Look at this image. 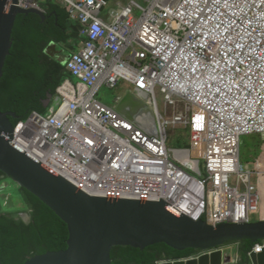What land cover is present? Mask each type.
<instances>
[{"label": "built area", "instance_id": "obj_1", "mask_svg": "<svg viewBox=\"0 0 264 264\" xmlns=\"http://www.w3.org/2000/svg\"><path fill=\"white\" fill-rule=\"evenodd\" d=\"M53 1L78 27L80 49L64 63L77 81L59 86L57 108L18 123L16 144L89 195L160 198L194 220L249 222L259 173L241 147L245 136L264 140V0ZM121 82L145 105L135 118L96 99ZM168 126L188 128L189 148L169 149Z\"/></svg>", "mask_w": 264, "mask_h": 264}, {"label": "water", "instance_id": "obj_2", "mask_svg": "<svg viewBox=\"0 0 264 264\" xmlns=\"http://www.w3.org/2000/svg\"><path fill=\"white\" fill-rule=\"evenodd\" d=\"M29 14L46 21L42 10L23 9L19 0H0V80L13 47L17 17ZM128 100L131 108L123 106ZM115 103L116 112L128 118L145 107L130 92ZM12 119L20 117L0 111V171L51 208L68 228L65 249L33 255L23 264H111L114 246L144 249L159 243L178 251H205L198 257L161 264H264V248L261 252L253 248L264 240V220L212 225L182 214L160 198L150 201L89 195L19 147L14 142ZM243 240L251 245L243 254L221 248L228 242ZM212 249L217 250L210 252Z\"/></svg>", "mask_w": 264, "mask_h": 264}, {"label": "trees", "instance_id": "obj_3", "mask_svg": "<svg viewBox=\"0 0 264 264\" xmlns=\"http://www.w3.org/2000/svg\"><path fill=\"white\" fill-rule=\"evenodd\" d=\"M42 8L46 13L44 22L36 14L17 17L13 47L0 80V111L16 113L20 119H12L14 125L33 112L47 114L58 103L57 88L64 80H73L64 62L54 60L48 48L79 39L76 26L68 11L56 2H44ZM7 180L10 179L0 171V194L1 185ZM16 189L15 196L22 207H8L0 197L2 264H23L33 255L65 249L66 223L31 192L17 185ZM20 212H28V221L21 218ZM241 243L244 249L251 248L249 241ZM195 252V249L178 251L165 243L144 249L121 245L112 248L111 264H157L162 259L186 258Z\"/></svg>", "mask_w": 264, "mask_h": 264}, {"label": "rangeland", "instance_id": "obj_4", "mask_svg": "<svg viewBox=\"0 0 264 264\" xmlns=\"http://www.w3.org/2000/svg\"><path fill=\"white\" fill-rule=\"evenodd\" d=\"M114 1L125 5L129 0H112V2ZM41 3L42 2H40V4ZM137 15L139 16L140 12L137 13ZM71 51H73V48L70 43L61 46L50 45L48 48L49 55L59 62L65 61L66 58L64 53H70ZM73 81L76 82L77 80L73 79ZM127 89H133V87L126 82H121L116 89H110L109 87L104 86L97 94L96 99L105 106L113 107L114 104L116 105V99L127 94L125 91ZM156 104L159 113L164 119H170L172 117L174 109L165 105L164 97L158 90L156 91ZM180 109L181 108H178V110ZM166 133L169 149H184L189 148L191 145L188 128L182 126H168L166 128ZM241 160L246 166H248V168L259 173L253 175V181L259 186L261 203L259 204L258 211L250 213V221L264 220V140H262L260 135L255 134L243 137ZM258 163L261 165L259 169L257 166ZM230 183L235 185L234 180H231ZM1 188H3V191L0 194V197L6 201V206L12 208L22 207L21 203L15 196L17 191L15 183L11 180H7L1 185ZM242 188L244 189V186H242Z\"/></svg>", "mask_w": 264, "mask_h": 264}, {"label": "clouds", "instance_id": "obj_5", "mask_svg": "<svg viewBox=\"0 0 264 264\" xmlns=\"http://www.w3.org/2000/svg\"><path fill=\"white\" fill-rule=\"evenodd\" d=\"M47 1H49V0H46V1H41L42 3H44V2H47ZM51 1H53V0H51ZM109 2V1H108ZM42 3L40 4L41 5V9H38V10H42V11H44L43 10V8H42ZM66 10V9H65ZM45 12V11H44ZM75 24V23H74ZM75 26H76V29H77V31H78V27H77V25L75 24ZM65 61H66V59H65ZM65 61H64V63H65ZM65 65V64H64ZM72 76V75H71ZM72 78H73V76H72ZM73 79H75V78H73ZM72 80V79H71ZM65 81V80H64ZM63 81V82H64ZM62 82V83H63ZM61 83V84H62ZM61 86V85H60ZM59 88V87H58ZM57 88V89H58ZM126 91V93H128V92H130L129 90H125ZM131 93V92H130ZM123 96V95H122ZM121 98V97H120ZM120 98H118V99H120ZM57 100H58V103L55 105V106H53V107H51L50 108V110L51 109H53V108H57L58 107V105H59V97H58V94H57ZM143 104V103H142ZM144 105V104H143ZM115 104H114V106L113 107H109V108H112L114 111H116L115 110ZM145 106V105H144ZM108 107V106H107ZM50 110H49V112H50ZM147 109H145L144 111H146ZM140 111H142V110H139L136 114H135V116L133 117V118H135L137 115H138V113L140 112ZM48 112V113H49ZM33 113H38V112H33ZM32 113V114H33ZM47 113V114H48ZM118 113V112H117ZM31 114V115H32ZM38 114H40V113H38ZM47 114H41V115H47ZM120 114V113H119ZM30 115V116H31ZM121 115H123V114H121ZM29 119V118H28ZM28 119H26V120H24V121H19L18 123H20V122H25V121H27ZM18 123L16 124V125H14L15 126V128H16V126L18 125ZM14 133H15V131H14ZM15 142V141H14ZM16 143V142H15ZM18 145V144H17ZM19 146V145H18ZM20 147V146H19ZM22 148V147H21ZM23 149V148H22ZM26 151V150H25ZM27 152V151H26ZM27 154H29L28 152H27ZM30 155V154H29ZM30 156H32V155H30ZM33 157V156H32ZM34 158V157H33ZM35 159V158H34ZM37 160V159H36ZM37 161H39V160H37ZM40 162V161H39ZM42 163V162H41ZM44 164V163H43ZM46 165V164H45ZM47 166V165H46ZM49 167V166H48ZM50 168V167H49ZM52 169V168H51ZM53 170V169H52ZM11 180V179H10ZM68 181V180H67ZM14 183V182H13ZM18 186V185H17ZM127 199H130V198H127ZM3 200V203L6 205V201L4 200V199H2ZM138 200V199H137ZM20 216H21V218H23L25 221H28V219H29V216H28V212H20ZM200 220H202V219H200ZM203 220H205V219H203ZM196 221H198V220H196ZM208 222V221H207ZM250 222V221H249ZM209 223V222H208ZM221 223H223V222H221ZM235 223H237V222H235ZM242 223H244V222H242ZM209 224H212V223H209ZM219 224V223H218ZM212 225H217V224H212ZM264 240H262V241H259V242H257L254 246H253V248H254V250H256V245L258 244V243H261V242H263ZM241 243V241H231V242H228V243H226L224 246H222L221 248L223 249V251L224 252H232V253H238V254H243L247 249H244V245L243 244H240ZM220 249V248H219ZM196 250V252L193 254V255H191V256H189V257H195V256H199L200 254H203L205 251H203V250H197V249H195ZM215 250H217V249H212V250H210V252H212V251H215ZM257 251V250H256ZM262 251V250H261ZM258 252V251H257ZM189 257H186V258H180V259H187V258H189ZM171 260H177V259H162V260H159V261H157V264H161L162 262H164V261H171Z\"/></svg>", "mask_w": 264, "mask_h": 264}, {"label": "crops", "instance_id": "obj_6", "mask_svg": "<svg viewBox=\"0 0 264 264\" xmlns=\"http://www.w3.org/2000/svg\"><path fill=\"white\" fill-rule=\"evenodd\" d=\"M108 1L110 3L111 8H115L118 5V2H115V1L112 2V0H108ZM70 44L73 45L71 46L73 48V51H71L70 53H64V56L66 59H68L72 54H75L76 52H78V50L80 49V42L78 41V38H76L75 41L72 40Z\"/></svg>", "mask_w": 264, "mask_h": 264}, {"label": "bare ground", "instance_id": "obj_7", "mask_svg": "<svg viewBox=\"0 0 264 264\" xmlns=\"http://www.w3.org/2000/svg\"><path fill=\"white\" fill-rule=\"evenodd\" d=\"M127 105H128V106H127ZM123 106H125V108H127V107H128V108H131V107H129V106H130V100H128ZM120 108H122V107H120ZM249 178H251V177H249ZM253 182H254V181H253ZM254 183H255V182H254ZM250 209L253 210L254 208L251 206Z\"/></svg>", "mask_w": 264, "mask_h": 264}]
</instances>
